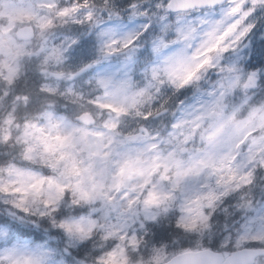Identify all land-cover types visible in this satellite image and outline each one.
<instances>
[{
  "label": "snow or ice",
  "instance_id": "snow-or-ice-1",
  "mask_svg": "<svg viewBox=\"0 0 264 264\" xmlns=\"http://www.w3.org/2000/svg\"><path fill=\"white\" fill-rule=\"evenodd\" d=\"M0 264H264V0H0Z\"/></svg>",
  "mask_w": 264,
  "mask_h": 264
}]
</instances>
